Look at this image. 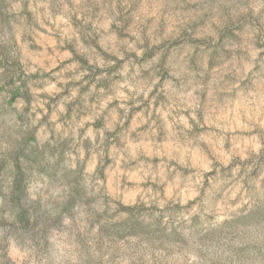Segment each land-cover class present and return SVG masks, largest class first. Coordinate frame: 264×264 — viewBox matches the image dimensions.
<instances>
[{
    "label": "rangeland",
    "instance_id": "374dc122",
    "mask_svg": "<svg viewBox=\"0 0 264 264\" xmlns=\"http://www.w3.org/2000/svg\"><path fill=\"white\" fill-rule=\"evenodd\" d=\"M0 264H264V0H0Z\"/></svg>",
    "mask_w": 264,
    "mask_h": 264
}]
</instances>
